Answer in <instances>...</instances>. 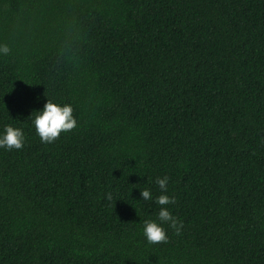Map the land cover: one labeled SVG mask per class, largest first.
<instances>
[{
	"label": "trees",
	"instance_id": "1",
	"mask_svg": "<svg viewBox=\"0 0 264 264\" xmlns=\"http://www.w3.org/2000/svg\"><path fill=\"white\" fill-rule=\"evenodd\" d=\"M0 44V264H264V0H0Z\"/></svg>",
	"mask_w": 264,
	"mask_h": 264
},
{
	"label": "clouds",
	"instance_id": "2",
	"mask_svg": "<svg viewBox=\"0 0 264 264\" xmlns=\"http://www.w3.org/2000/svg\"><path fill=\"white\" fill-rule=\"evenodd\" d=\"M10 48L7 44H0V55H7ZM32 115V114H31ZM35 132L39 136L42 143H52L58 138L62 131H69L76 127L77 120L73 115V107L71 104H59L47 99L43 108L35 112L32 119ZM24 132L21 128L13 127L11 124L4 125V129L0 132V148L5 150L20 149L24 143ZM155 183L159 186L161 194L155 197L154 202L164 206L174 203V198L167 195L168 177H158ZM107 199H112V194H106ZM140 200L152 201L153 196L149 189L140 190ZM157 220H145L143 225V235L147 242L156 244L166 241L168 236L164 224L180 232L183 224L179 221L167 207H161L157 214Z\"/></svg>",
	"mask_w": 264,
	"mask_h": 264
}]
</instances>
